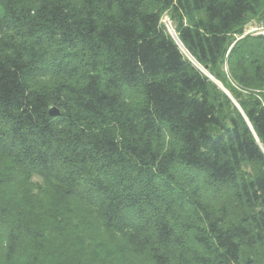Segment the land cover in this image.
<instances>
[{
	"label": "trees",
	"instance_id": "obj_1",
	"mask_svg": "<svg viewBox=\"0 0 264 264\" xmlns=\"http://www.w3.org/2000/svg\"><path fill=\"white\" fill-rule=\"evenodd\" d=\"M249 16L0 0V264H264V35L227 52Z\"/></svg>",
	"mask_w": 264,
	"mask_h": 264
},
{
	"label": "rangeland",
	"instance_id": "obj_2",
	"mask_svg": "<svg viewBox=\"0 0 264 264\" xmlns=\"http://www.w3.org/2000/svg\"><path fill=\"white\" fill-rule=\"evenodd\" d=\"M175 19H177L176 16H171V12L170 11H164L162 13L161 21H162L163 25L166 27L167 31L170 33L171 36H172L171 31L173 33H175L174 32L175 31L174 29H175L176 23H177ZM259 35H264V21L260 17H258V16H249V17H247L246 20H245V22H244V24H243V26H242V33L241 34H233L232 35L231 41H230V43L228 45L227 52L230 50V48L234 45V43L239 38H241L243 36H259ZM184 55L188 59H191V57L188 55V53L186 51H184ZM225 57H227V54H226ZM198 67L201 69V71L205 75H207V76L210 77V75L208 74V71L206 69H204V68H202L200 66H198ZM222 69L227 74L228 67H227L226 60L222 63ZM54 78L55 77L52 74H50V73H45V74L43 73L42 76H39L34 81V83L35 84L48 83V82H52ZM211 79H212V77H211ZM215 82L218 84L217 81H215ZM220 87H222V85ZM238 90L242 94L241 97H243L244 95H248V92L249 91H247V90H245L243 88H238ZM224 91L228 92L226 89ZM253 92H258V91L257 90H254ZM228 94H230V93H228ZM229 97L231 98L230 100H231L232 105L238 107V104L235 101V99L231 95ZM226 112L229 113L228 107H226ZM37 181H38V179H33V182H37Z\"/></svg>",
	"mask_w": 264,
	"mask_h": 264
},
{
	"label": "water",
	"instance_id": "obj_3",
	"mask_svg": "<svg viewBox=\"0 0 264 264\" xmlns=\"http://www.w3.org/2000/svg\"><path fill=\"white\" fill-rule=\"evenodd\" d=\"M172 37L174 38V40L176 41V43L179 45V46H181V43H180V41H179V39L177 38V36H176V34L175 35H173L172 34ZM219 84V83H218ZM220 85V84H219ZM221 86V85H220ZM226 92V91H225ZM227 94H228V92H226ZM229 96H230V94H228Z\"/></svg>",
	"mask_w": 264,
	"mask_h": 264
},
{
	"label": "bare ground",
	"instance_id": "obj_4",
	"mask_svg": "<svg viewBox=\"0 0 264 264\" xmlns=\"http://www.w3.org/2000/svg\"><path fill=\"white\" fill-rule=\"evenodd\" d=\"M171 33L173 34V35H175V33H173L172 31H171ZM181 48L183 49V47L181 46ZM184 51H185V49H183Z\"/></svg>",
	"mask_w": 264,
	"mask_h": 264
}]
</instances>
